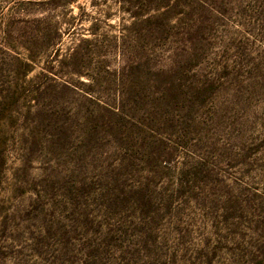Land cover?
Segmentation results:
<instances>
[{
  "label": "rangeland",
  "instance_id": "374dc122",
  "mask_svg": "<svg viewBox=\"0 0 264 264\" xmlns=\"http://www.w3.org/2000/svg\"><path fill=\"white\" fill-rule=\"evenodd\" d=\"M0 264H264V0H0Z\"/></svg>",
  "mask_w": 264,
  "mask_h": 264
}]
</instances>
